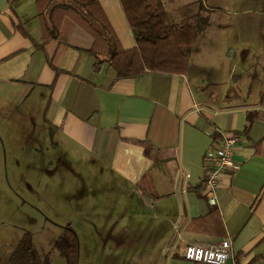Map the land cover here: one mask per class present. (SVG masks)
<instances>
[{
	"label": "crops",
	"instance_id": "1",
	"mask_svg": "<svg viewBox=\"0 0 264 264\" xmlns=\"http://www.w3.org/2000/svg\"><path fill=\"white\" fill-rule=\"evenodd\" d=\"M96 1L108 24L105 31L120 49H131L134 44L117 1ZM211 1L208 7L229 17L230 33L239 41L243 36L242 47L264 49V0ZM60 3L101 31L83 7L70 0ZM49 9L47 26L68 29L65 45L42 43L35 0H0V93L5 90V126L35 123L49 133L34 136L36 151L57 152L70 168L66 171L81 177L83 264H193L181 257L186 245H212L224 238L231 239L233 252L224 264L262 260L264 120H254L247 136L241 131L245 115L264 112V106L235 100L241 83L259 99L264 67L256 71V60L244 48L240 67L231 64L225 77L214 64L195 62L198 56L190 55L183 75L144 72L117 79L104 62L93 69L102 58L86 52L92 41L74 12L51 20ZM171 12L179 22L197 8L193 0H179ZM255 15L263 18L262 24L250 19ZM239 16L245 17L235 22ZM209 29L194 46L208 47L203 36ZM36 111H41L39 120ZM219 132L239 136L233 160L240 167L222 175L216 204L209 206L201 186L202 159ZM138 143L154 151L144 155ZM165 157L172 158L161 160ZM95 224L99 227L93 232L87 230Z\"/></svg>",
	"mask_w": 264,
	"mask_h": 264
},
{
	"label": "rangeland",
	"instance_id": "2",
	"mask_svg": "<svg viewBox=\"0 0 264 264\" xmlns=\"http://www.w3.org/2000/svg\"><path fill=\"white\" fill-rule=\"evenodd\" d=\"M162 2L167 11L171 12L179 0H162ZM214 2L207 0L206 4L212 5ZM173 17H171L172 21L177 22ZM243 17H236L235 22ZM250 19L254 20V24L259 25L263 21L259 15ZM229 20L227 15L213 13L208 25L210 29L207 35L203 36V41H207L208 47L198 48L199 44L193 45L191 55L198 56L195 62L214 64L217 74L225 77L231 64L240 67L238 64L243 49L246 48L249 52L247 56L249 58L252 56L256 60L257 65H253V68L258 71V67H264L260 63L264 59V49L255 44L252 48L242 47L244 38L241 35L239 41L235 32L230 33L227 28ZM34 25H37L36 21ZM34 28L38 32L37 27ZM252 34L255 33H249V36ZM236 71L233 73L234 76ZM232 84L230 81L229 85ZM238 86L236 104L258 102L256 91L251 90V93H248L242 83ZM40 112L33 113L36 120L40 119ZM5 124V90H3L2 94L0 93V264L6 262L9 253L24 233H28L31 237L33 254L38 263L42 264L43 258L48 254L47 264H64L63 259L51 250V246L65 228L71 229L76 238L75 264H83L80 175L77 172L66 171L70 168L66 169V161L57 152L42 154L36 151L38 145L35 144L34 136L42 135L43 132L35 123H26L25 127L21 124L16 126L17 123H10L11 125L6 127ZM43 135L48 136L49 133L45 132ZM49 164L52 167L48 171L46 166ZM90 227H87V230L93 232L99 224Z\"/></svg>",
	"mask_w": 264,
	"mask_h": 264
},
{
	"label": "trees",
	"instance_id": "3",
	"mask_svg": "<svg viewBox=\"0 0 264 264\" xmlns=\"http://www.w3.org/2000/svg\"><path fill=\"white\" fill-rule=\"evenodd\" d=\"M60 1L62 0H35L36 17L44 39L42 43L56 40L58 44L65 45L68 31L67 27L47 26L45 20L47 7H50L51 20L54 17L58 20L61 17L66 18L69 12H74L92 41L86 52L95 59L102 58L93 65V69L96 71L97 66L104 62L117 79L134 78L144 72L165 75L185 74L192 46L207 29L209 15L221 12L219 9L208 7L207 0H193L197 12L179 22H173L162 0H116L134 44L131 49L122 50L115 43L113 36H110V32L105 31L108 24L96 0L70 1L83 7L90 20L104 33L92 27L71 7ZM17 29L21 36L28 38L21 27ZM106 35L110 36V40ZM256 104L264 106V92ZM45 112L46 107L42 112L43 121ZM258 119L264 120V112L247 113L241 135L247 136L252 122ZM261 142H264V137ZM138 144L143 148L144 155L154 151V148L148 144ZM171 158L165 157L161 160ZM51 250L63 259L64 264H75L77 242L73 231L65 228L52 244ZM48 256V254L45 255L42 264L48 263ZM4 264H40L34 257L32 240L28 233H24L19 238Z\"/></svg>",
	"mask_w": 264,
	"mask_h": 264
},
{
	"label": "built area",
	"instance_id": "4",
	"mask_svg": "<svg viewBox=\"0 0 264 264\" xmlns=\"http://www.w3.org/2000/svg\"><path fill=\"white\" fill-rule=\"evenodd\" d=\"M240 142L239 136L233 132H219L217 140H213L202 159V188L209 206L216 204L222 175H232L239 170V163L233 160V154ZM184 261L193 264H224L233 258L231 239L224 238L212 245H186L181 253ZM256 264H264V258Z\"/></svg>",
	"mask_w": 264,
	"mask_h": 264
}]
</instances>
